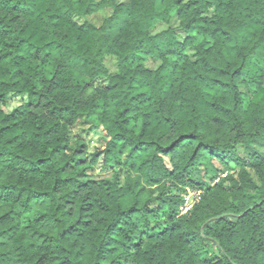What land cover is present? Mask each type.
Masks as SVG:
<instances>
[{"label":"trees","instance_id":"trees-1","mask_svg":"<svg viewBox=\"0 0 264 264\" xmlns=\"http://www.w3.org/2000/svg\"><path fill=\"white\" fill-rule=\"evenodd\" d=\"M0 264H264V0H0Z\"/></svg>","mask_w":264,"mask_h":264},{"label":"rangeland","instance_id":"rangeland-1","mask_svg":"<svg viewBox=\"0 0 264 264\" xmlns=\"http://www.w3.org/2000/svg\"><path fill=\"white\" fill-rule=\"evenodd\" d=\"M108 11L107 12H100L92 17H90V20L93 24L95 25H100L101 22H102V19L105 17V16H108ZM161 29V28H160ZM160 29H156V31H159ZM105 64L109 70L110 73H114L116 71V63L114 60L110 59V58H107L105 60ZM147 67L149 68H154L155 65L152 63V62H147L146 63ZM19 104V102L16 101H11L10 103H8L7 105L5 106H1V109L4 111V112H9L11 111L14 107H16L17 105ZM165 159V162L168 163V160L167 158H164ZM108 176V175H107ZM200 196H201V192L198 191V190H195V189H190V188H185L182 192H181V197L182 198H185V199H189V201H197V200H200ZM184 199V200H185ZM199 202V201H198ZM181 208V206H180ZM179 212L180 214H185L184 212H181L180 209H179Z\"/></svg>","mask_w":264,"mask_h":264},{"label":"built area","instance_id":"built-area-1","mask_svg":"<svg viewBox=\"0 0 264 264\" xmlns=\"http://www.w3.org/2000/svg\"><path fill=\"white\" fill-rule=\"evenodd\" d=\"M185 199V198H184ZM199 200L197 201H189V199H185L183 205L180 208L181 212L186 213L188 210H190L196 203H198Z\"/></svg>","mask_w":264,"mask_h":264}]
</instances>
